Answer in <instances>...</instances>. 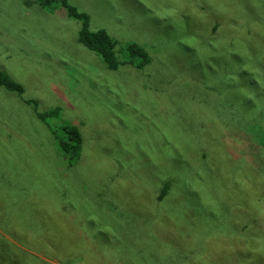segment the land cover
<instances>
[{"label":"rangeland","instance_id":"1","mask_svg":"<svg viewBox=\"0 0 264 264\" xmlns=\"http://www.w3.org/2000/svg\"><path fill=\"white\" fill-rule=\"evenodd\" d=\"M68 2L150 62L0 0V264H264V0Z\"/></svg>","mask_w":264,"mask_h":264},{"label":"trees","instance_id":"2","mask_svg":"<svg viewBox=\"0 0 264 264\" xmlns=\"http://www.w3.org/2000/svg\"><path fill=\"white\" fill-rule=\"evenodd\" d=\"M44 6L50 7L53 3L59 4L63 7L67 15L80 20V28L78 31V42L87 47L91 51L95 52L103 61L108 69H116L120 63H132L137 68H142L150 62V55L145 48L137 43H129L126 45L129 60L120 62L115 55V40L104 29L91 30L89 28V15L83 11H78L76 7L71 5L68 0H41ZM0 86L10 91H16L21 93L22 88L20 83L11 80L4 72L0 70ZM26 103H30L29 100H24ZM56 110L48 111L47 113H39L38 116L41 120L45 119V116L54 113ZM63 138H57V144L59 148L64 152H70L74 158L78 155L82 137L79 130L75 126L63 127ZM168 185L165 184L162 188L160 198L164 196Z\"/></svg>","mask_w":264,"mask_h":264}]
</instances>
